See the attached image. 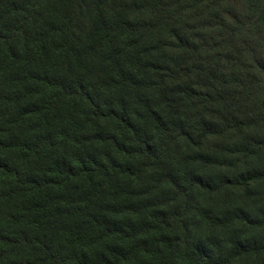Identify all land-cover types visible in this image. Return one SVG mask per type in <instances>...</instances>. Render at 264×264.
Instances as JSON below:
<instances>
[{
	"label": "trees",
	"instance_id": "1",
	"mask_svg": "<svg viewBox=\"0 0 264 264\" xmlns=\"http://www.w3.org/2000/svg\"><path fill=\"white\" fill-rule=\"evenodd\" d=\"M117 1L0 0V264H142V257L169 264L191 240L195 194L234 185L212 186L191 169L187 152L177 160L175 147L183 140L198 150L264 125V104H257L264 95V0H197L211 11L205 27L196 34L168 30L189 52L188 69L194 65L201 79L195 86L211 96L210 109L224 110L216 122L194 123L165 116V108L196 101L191 88L164 92L156 103L175 70L156 72L155 82L132 70L148 60L146 37L157 26L107 19L104 7ZM136 9L159 22L176 18L163 0H142ZM181 34L200 45L189 46V38L179 44ZM224 53L238 71L229 63L213 70L207 56ZM104 125L114 133L97 134ZM98 143L110 144L116 156L82 157ZM258 148L264 137L241 153L246 158ZM254 173L253 180H264V167ZM145 181L166 184L169 203L160 205ZM197 241L192 264H238L264 250L240 240L229 250Z\"/></svg>",
	"mask_w": 264,
	"mask_h": 264
},
{
	"label": "rangeland",
	"instance_id": "2",
	"mask_svg": "<svg viewBox=\"0 0 264 264\" xmlns=\"http://www.w3.org/2000/svg\"><path fill=\"white\" fill-rule=\"evenodd\" d=\"M169 6L172 12V17H176L171 24L157 21L154 14L148 13L146 10H131V8L138 6L142 0H119L114 5L104 7L103 11L107 19L118 20L126 19L133 24H154L157 26L156 30L146 37L145 48L150 50L149 58L145 64L137 63L136 67L132 69L142 78L150 80L154 77L156 72L166 75L167 69L175 70L174 84L169 82L157 90L156 103L162 102L165 94L169 90L177 88V93L182 94L184 88H191L190 93L194 96L196 101L190 100L185 103L178 102L177 109L165 108V116L168 119H180L182 122H216L224 113V110L210 109V98L206 97V90L201 85H197L200 77L192 69L194 65H189V52L176 45L174 34L168 33L169 29L174 32L182 28H188L191 33L196 32L205 27L209 13L202 9L203 5H199L194 0L193 5H188L187 2L191 0H180L182 5H178L177 0H163ZM179 1V0H178ZM118 4V5H117ZM209 10H212L209 2H206ZM91 8L93 9V2ZM192 8V9H190ZM213 8L212 11H214ZM96 9L89 14L90 18L95 17ZM179 15V16H178ZM177 30V31H176ZM244 33V32H243ZM245 34V33H244ZM264 36V35H263ZM186 38H189V46H199L200 42L192 37L181 34L179 37V44H187ZM136 38L131 36L130 43L134 44ZM259 49L264 54V40L259 45ZM235 47H228L227 54L235 53ZM210 56L208 55V63L213 66V70L218 71L223 66H227L229 61L225 54ZM211 57V58H210ZM205 57H198L204 63ZM211 59H213L211 61ZM233 63V62H232ZM180 67H186L185 70L180 71ZM231 68L238 71L239 66H231ZM179 72V73H178ZM201 80V79H200ZM184 96V95H183ZM258 106L264 104V95L260 100H257ZM164 105V103H163ZM228 109V108H226ZM176 110V112H172ZM208 110V111H207ZM169 114V115H168ZM241 116L242 113H237ZM110 133L113 134V129L110 126L104 125L99 129L97 134ZM264 137V125L253 126L245 129L243 132L233 133L222 138L210 139L203 146L198 148H190L186 142L180 140L175 147V157L177 160H182L181 156L187 152L189 164L191 169L197 171L202 175V179L211 182L212 186H218L223 182H234V185H229L225 189L214 192H197L193 199V216L195 219L192 222L190 237L179 250L174 254L169 255V264H192L190 257L191 250L194 249L197 240H209L219 243L224 249L229 250L231 244L240 240L251 246L264 245V180H253L254 171L264 167V148L255 149L253 153H247L246 158L242 149L246 145L251 144L256 140ZM88 152L82 157H97L105 159L107 157L116 156L114 149L110 144L98 143L92 147H87ZM207 163L204 170L198 171L197 165L202 162ZM175 163L173 166L175 167ZM249 172V173H248ZM238 176L241 178L238 180ZM150 180L151 178H146ZM143 186L154 192L155 197L159 200L160 205H167L169 203L170 188L166 184L159 183L157 186L151 182L145 181ZM173 234H177L174 232ZM214 244V243H213ZM140 263L145 264L152 260L147 257L139 259ZM138 260V261H139ZM138 264V263H137ZM238 264H264V250L258 254L245 257L239 261Z\"/></svg>",
	"mask_w": 264,
	"mask_h": 264
}]
</instances>
